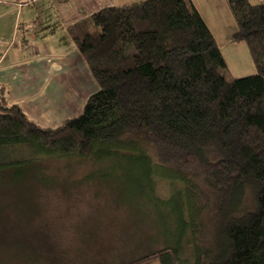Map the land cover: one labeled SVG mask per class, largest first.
<instances>
[{
	"label": "trees",
	"instance_id": "obj_1",
	"mask_svg": "<svg viewBox=\"0 0 264 264\" xmlns=\"http://www.w3.org/2000/svg\"><path fill=\"white\" fill-rule=\"evenodd\" d=\"M227 3L255 74L226 78L194 0L109 6L70 28L98 90L55 128L1 97L0 183L49 157L152 164L149 192L170 176L177 224L136 263L264 264V0Z\"/></svg>",
	"mask_w": 264,
	"mask_h": 264
},
{
	"label": "rangeland",
	"instance_id": "obj_2",
	"mask_svg": "<svg viewBox=\"0 0 264 264\" xmlns=\"http://www.w3.org/2000/svg\"><path fill=\"white\" fill-rule=\"evenodd\" d=\"M234 32L217 42L228 79L258 71ZM91 160L44 158L0 183V264H161L158 257L136 262L175 230L170 176L160 173L149 192L143 173L154 165Z\"/></svg>",
	"mask_w": 264,
	"mask_h": 264
},
{
	"label": "crops",
	"instance_id": "obj_3",
	"mask_svg": "<svg viewBox=\"0 0 264 264\" xmlns=\"http://www.w3.org/2000/svg\"><path fill=\"white\" fill-rule=\"evenodd\" d=\"M133 1L34 0L20 6L19 0H0V98L19 104L44 127L80 115L98 83L70 28L102 8ZM194 4L217 42L236 31L227 0Z\"/></svg>",
	"mask_w": 264,
	"mask_h": 264
},
{
	"label": "built area",
	"instance_id": "obj_4",
	"mask_svg": "<svg viewBox=\"0 0 264 264\" xmlns=\"http://www.w3.org/2000/svg\"><path fill=\"white\" fill-rule=\"evenodd\" d=\"M19 5L20 6H23V5H27V4H30V3H33L34 0H19Z\"/></svg>",
	"mask_w": 264,
	"mask_h": 264
}]
</instances>
